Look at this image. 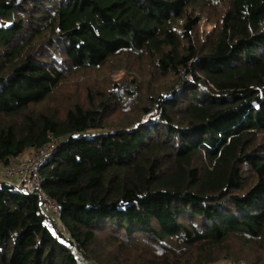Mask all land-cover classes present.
Here are the masks:
<instances>
[{
	"label": "trees",
	"instance_id": "trees-1",
	"mask_svg": "<svg viewBox=\"0 0 264 264\" xmlns=\"http://www.w3.org/2000/svg\"><path fill=\"white\" fill-rule=\"evenodd\" d=\"M54 141L0 264H264V0H0V166Z\"/></svg>",
	"mask_w": 264,
	"mask_h": 264
},
{
	"label": "built area",
	"instance_id": "built-area-1",
	"mask_svg": "<svg viewBox=\"0 0 264 264\" xmlns=\"http://www.w3.org/2000/svg\"><path fill=\"white\" fill-rule=\"evenodd\" d=\"M55 145L56 141L43 145L35 154L30 155L27 159L17 158L6 167H3L1 171V177L3 178L26 179L32 184L39 191L43 199L44 213L49 216L58 215L59 205L41 190L39 168L46 162Z\"/></svg>",
	"mask_w": 264,
	"mask_h": 264
},
{
	"label": "rangeland",
	"instance_id": "rangeland-1",
	"mask_svg": "<svg viewBox=\"0 0 264 264\" xmlns=\"http://www.w3.org/2000/svg\"><path fill=\"white\" fill-rule=\"evenodd\" d=\"M119 63L121 64L122 63V60H119ZM114 67V64H112V63H110V62H108V63H106L105 65H104V69L108 72V69L109 68H113ZM104 73H106L105 71H103ZM80 74V73H79ZM23 158H26V157H23ZM22 158V159H23ZM1 171H2V166H0V179H3L2 177H1ZM11 178H8V180H10ZM21 180L20 179H16V180H13V182L14 183H18V182H20ZM58 226H60V225H58ZM212 264H231V262H229V261H226V260H219V261H216V262H214V263H212Z\"/></svg>",
	"mask_w": 264,
	"mask_h": 264
},
{
	"label": "crops",
	"instance_id": "crops-1",
	"mask_svg": "<svg viewBox=\"0 0 264 264\" xmlns=\"http://www.w3.org/2000/svg\"><path fill=\"white\" fill-rule=\"evenodd\" d=\"M20 184V183H19Z\"/></svg>",
	"mask_w": 264,
	"mask_h": 264
}]
</instances>
